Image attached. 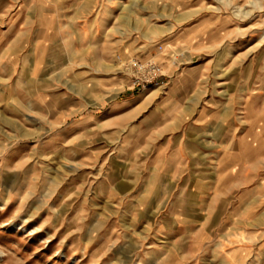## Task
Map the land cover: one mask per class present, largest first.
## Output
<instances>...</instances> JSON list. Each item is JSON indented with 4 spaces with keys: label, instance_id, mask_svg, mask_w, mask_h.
Instances as JSON below:
<instances>
[{
    "label": "rangeland",
    "instance_id": "374dc122",
    "mask_svg": "<svg viewBox=\"0 0 264 264\" xmlns=\"http://www.w3.org/2000/svg\"><path fill=\"white\" fill-rule=\"evenodd\" d=\"M45 1L0 0V264H221L197 183L264 184V0Z\"/></svg>",
    "mask_w": 264,
    "mask_h": 264
},
{
    "label": "crops",
    "instance_id": "0c3cea01",
    "mask_svg": "<svg viewBox=\"0 0 264 264\" xmlns=\"http://www.w3.org/2000/svg\"><path fill=\"white\" fill-rule=\"evenodd\" d=\"M47 1L55 5V11L28 13L26 19L66 20L77 18V12L75 10L76 0ZM39 2L40 1H38V3ZM44 2L46 1L44 0ZM57 4H59V6ZM23 19H25V16ZM36 30V33H40L37 36L38 41H40V38L44 41V37H42L44 35V29L37 27ZM171 157L175 160L178 158L181 159L183 153L177 150ZM235 174L237 173L232 171V169L226 173L223 171L216 172V174L213 175V179H215L213 184L214 188H209L207 190L203 188V183H201L199 179L197 183V194L200 203L196 211H198V215H200L201 212L203 213L204 222H206L208 228L215 229L217 228L216 226L223 228V239L220 242L222 245L220 250L221 264H251L257 247L264 244V184L261 179V182L256 188L252 182L254 179L253 174L242 173L241 177H237ZM233 180L242 181L239 183L241 187L238 191L234 188L237 184L236 182H232ZM254 194H258L259 197L261 196L255 203L251 202ZM206 212H208L207 217L205 216L207 215ZM213 212L214 215L210 217L209 213ZM220 212H225V214L220 217L221 222L219 223L220 220H218V223L215 224V219H217L216 217L218 216H215V214ZM253 215L255 219H253ZM186 223L187 227L192 226V222H190L189 219ZM212 234L213 232L207 234L209 238L204 241L205 244L212 242ZM214 243L219 244L218 241Z\"/></svg>",
    "mask_w": 264,
    "mask_h": 264
},
{
    "label": "built area",
    "instance_id": "2783aa9c",
    "mask_svg": "<svg viewBox=\"0 0 264 264\" xmlns=\"http://www.w3.org/2000/svg\"><path fill=\"white\" fill-rule=\"evenodd\" d=\"M121 60L119 55H116ZM125 70L131 74L132 85L144 87L146 85H158L163 80V74L159 63L148 60L143 61L136 57H130L122 62Z\"/></svg>",
    "mask_w": 264,
    "mask_h": 264
}]
</instances>
